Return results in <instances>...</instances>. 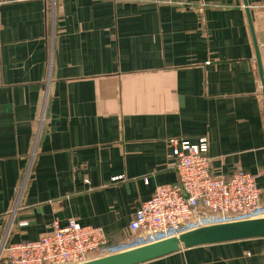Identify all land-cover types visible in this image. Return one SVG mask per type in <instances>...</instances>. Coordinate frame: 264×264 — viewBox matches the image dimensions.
<instances>
[{"label": "crops", "instance_id": "1", "mask_svg": "<svg viewBox=\"0 0 264 264\" xmlns=\"http://www.w3.org/2000/svg\"><path fill=\"white\" fill-rule=\"evenodd\" d=\"M246 2L0 0V237L75 220L123 240L176 181L171 138H207L211 172L254 174L264 203V0ZM139 264H264V236Z\"/></svg>", "mask_w": 264, "mask_h": 264}, {"label": "built area", "instance_id": "2", "mask_svg": "<svg viewBox=\"0 0 264 264\" xmlns=\"http://www.w3.org/2000/svg\"><path fill=\"white\" fill-rule=\"evenodd\" d=\"M264 8V3L261 4ZM176 181L159 184L135 209L129 235L108 243L98 226L53 221L37 239L0 237V264H78L207 224L264 216L256 176L241 169L228 177L211 172L208 140L171 138Z\"/></svg>", "mask_w": 264, "mask_h": 264}, {"label": "water", "instance_id": "3", "mask_svg": "<svg viewBox=\"0 0 264 264\" xmlns=\"http://www.w3.org/2000/svg\"><path fill=\"white\" fill-rule=\"evenodd\" d=\"M243 2L246 6V0ZM258 71L261 74L259 62ZM262 236H264V216L213 223L184 231L178 236L156 240L78 264H139L173 253L181 248Z\"/></svg>", "mask_w": 264, "mask_h": 264}, {"label": "trees", "instance_id": "4", "mask_svg": "<svg viewBox=\"0 0 264 264\" xmlns=\"http://www.w3.org/2000/svg\"><path fill=\"white\" fill-rule=\"evenodd\" d=\"M116 242H117V241H116ZM116 242H109V241H108V243H116Z\"/></svg>", "mask_w": 264, "mask_h": 264}]
</instances>
